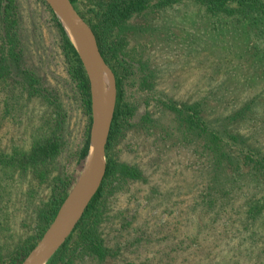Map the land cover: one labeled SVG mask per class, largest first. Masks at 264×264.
<instances>
[{
    "label": "rangeland",
    "instance_id": "obj_1",
    "mask_svg": "<svg viewBox=\"0 0 264 264\" xmlns=\"http://www.w3.org/2000/svg\"><path fill=\"white\" fill-rule=\"evenodd\" d=\"M107 1L73 6L91 28ZM13 4L21 58L16 78L0 82V158L54 136L63 152L25 171L0 164V264L15 250L37 245L48 228L42 233L41 214L73 179L70 193L76 189L91 147L92 111L57 22L63 25L45 0ZM2 15L0 8V44ZM109 53V60L101 57L115 80V108L121 84L135 113L105 152L106 163L110 155L140 176L116 177L106 187L97 227L116 255L105 264H264V182L243 168L233 183L221 175V185L208 189L211 157L202 141L184 139L178 115L164 104L197 103L213 128L264 153V11L211 12L193 0H151L112 40ZM82 258L76 264H87Z\"/></svg>",
    "mask_w": 264,
    "mask_h": 264
},
{
    "label": "trees",
    "instance_id": "obj_2",
    "mask_svg": "<svg viewBox=\"0 0 264 264\" xmlns=\"http://www.w3.org/2000/svg\"><path fill=\"white\" fill-rule=\"evenodd\" d=\"M72 4L76 0H70ZM159 5H167L180 0H157ZM200 3L211 12H231L246 15L255 11H264L259 0H193ZM151 0H108L106 4L97 11L95 23L91 24L101 55L109 60V49L112 40L117 38L127 29V22L137 14L145 11ZM234 3L235 8H230ZM13 0H0L2 9V27L0 44V82L15 79L18 75V64L20 62V44L17 29V19L13 9ZM261 5V6H260ZM263 7V6H262ZM57 21V20H56ZM65 46L76 58L75 80L80 88L88 113L91 111V99L89 81L83 70L77 52L70 40L67 38L63 27L57 22ZM25 87H30V95L33 88L24 80ZM117 105L114 111L106 151L109 153L110 145L114 139L131 125L135 109L125 99V92L118 84ZM168 110L176 112L179 122L185 132L184 139L192 136L203 142V149L211 157L209 165L208 189L215 190L220 184L219 177L225 176L229 183H233L236 174H243V168L247 174L257 181L264 182V153L253 146L246 145L245 139L233 135L226 130L213 128L203 116V111L197 103H176L165 101ZM191 141V140H190ZM189 141V142H190ZM88 140L80 153V165L88 153ZM246 147V148H245ZM63 152V142L60 136L50 137L35 144L28 152L17 153L11 157H1L0 164L11 165L25 171L39 163L56 160ZM237 157V159H234ZM140 172L133 166L119 162L110 155L107 158L106 171L103 182L96 194L88 204L83 216L76 224L74 234L64 242L46 264H76V259L88 257L91 261L102 264L114 255L115 251L109 248L102 240L97 224L101 216L106 187L117 177L123 179H136ZM75 180H71L64 186L61 193L54 192L48 206L41 218L44 220V230L54 219L68 195L70 194ZM221 185V184H220ZM100 213V214H99ZM41 233V235H42ZM40 235V236H41ZM32 246V245H31ZM31 246L15 250L8 258L7 264H22ZM81 255V257H80ZM86 261L90 264L91 261Z\"/></svg>",
    "mask_w": 264,
    "mask_h": 264
},
{
    "label": "water",
    "instance_id": "obj_3",
    "mask_svg": "<svg viewBox=\"0 0 264 264\" xmlns=\"http://www.w3.org/2000/svg\"><path fill=\"white\" fill-rule=\"evenodd\" d=\"M45 1L53 10L59 22L63 25L71 42L72 39L67 29L70 30L74 39L79 40L82 43V49L79 51L76 48V50L78 51L84 64L91 90V147L80 180L82 185L84 184L83 191L75 201L66 205L74 191L70 193L54 220L48 226L37 245L31 250L22 264H37L40 261H45L44 264H46L51 256L61 246L64 239L75 227L77 222L81 219L88 204L101 186L106 171V144L116 101L115 80L112 72L106 66L101 57L92 29L84 23L70 0ZM97 64L100 69L102 68L108 73L112 82L110 108L105 122H102V116L105 108L104 88L100 75L96 70ZM58 233H61L62 236L54 247L50 248L49 243L51 239Z\"/></svg>",
    "mask_w": 264,
    "mask_h": 264
},
{
    "label": "bare ground",
    "instance_id": "obj_4",
    "mask_svg": "<svg viewBox=\"0 0 264 264\" xmlns=\"http://www.w3.org/2000/svg\"><path fill=\"white\" fill-rule=\"evenodd\" d=\"M68 33L72 39L73 44L75 45V47L77 48V50H81L82 49V43L79 40H76L73 38L71 32L69 29ZM98 65V64H97ZM96 65V70L100 75V78L102 80V84H103V88H104V104H105V108H104V113L102 116V122H105L107 120V114L110 108V100H111V96H112V82L110 80V77L108 75V73L104 70V69H100L99 65ZM84 189V184L82 185V182H80L78 184V186L76 187V189L74 190V192L71 194L68 202L66 205H69L70 203H72L73 201H75L78 196L81 194V192ZM62 236L61 233L56 234L50 241L49 246L54 247V245L58 242V240L60 239V237ZM45 261H40L37 264H44Z\"/></svg>",
    "mask_w": 264,
    "mask_h": 264
}]
</instances>
